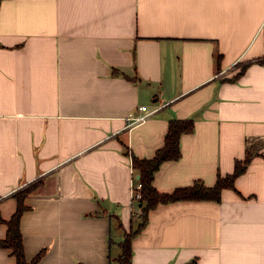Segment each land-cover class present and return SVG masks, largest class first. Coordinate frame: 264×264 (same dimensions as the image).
Returning <instances> with one entry per match:
<instances>
[{
    "label": "crops",
    "instance_id": "obj_1",
    "mask_svg": "<svg viewBox=\"0 0 264 264\" xmlns=\"http://www.w3.org/2000/svg\"><path fill=\"white\" fill-rule=\"evenodd\" d=\"M174 118L193 129L155 171L160 192L252 156L218 200L149 210L131 264H264V0H0V238L14 192L39 181L27 260L117 264L138 223L132 156L152 157Z\"/></svg>",
    "mask_w": 264,
    "mask_h": 264
},
{
    "label": "trees",
    "instance_id": "obj_2",
    "mask_svg": "<svg viewBox=\"0 0 264 264\" xmlns=\"http://www.w3.org/2000/svg\"><path fill=\"white\" fill-rule=\"evenodd\" d=\"M219 54L217 55L218 64ZM218 67V66H217ZM193 129V120L170 119L162 146L158 147L152 157L139 158L132 156L131 164L139 178L138 189L140 197L137 199L139 212L135 215L138 223L135 229L125 231L119 245L121 252L116 257L117 264H131L132 248L131 239L138 233L147 222L148 212L158 203L174 201L178 199H213L218 200L222 188L234 187V178L244 171L251 159L252 154L247 152L243 160L234 162L233 171L224 176H218L215 183L211 186L195 182L193 185L178 187L171 192H160L153 185V176L159 165L165 160L177 159L180 156L179 138L181 133L190 132ZM39 181L27 184L14 192L16 208L8 219L3 220L6 224V233L0 238V247L9 248L15 257V264H34L42 252L36 254L32 259L27 260L24 254L22 235L20 231V217L22 212L27 209L24 203L25 197L34 191L39 185Z\"/></svg>",
    "mask_w": 264,
    "mask_h": 264
},
{
    "label": "built area",
    "instance_id": "obj_3",
    "mask_svg": "<svg viewBox=\"0 0 264 264\" xmlns=\"http://www.w3.org/2000/svg\"><path fill=\"white\" fill-rule=\"evenodd\" d=\"M140 109L145 110L146 106L142 105L140 106ZM149 112L144 113V114H140V115H131L128 117V123L129 124H133V123H137V122H141L143 120H145V118L148 116ZM140 188V183L137 182L136 180H134V183L132 185V197L137 200L140 197V193L138 191V189Z\"/></svg>",
    "mask_w": 264,
    "mask_h": 264
},
{
    "label": "water",
    "instance_id": "obj_4",
    "mask_svg": "<svg viewBox=\"0 0 264 264\" xmlns=\"http://www.w3.org/2000/svg\"><path fill=\"white\" fill-rule=\"evenodd\" d=\"M135 178L138 179V178H139V174H136V175H135Z\"/></svg>",
    "mask_w": 264,
    "mask_h": 264
},
{
    "label": "rangeland",
    "instance_id": "obj_5",
    "mask_svg": "<svg viewBox=\"0 0 264 264\" xmlns=\"http://www.w3.org/2000/svg\"><path fill=\"white\" fill-rule=\"evenodd\" d=\"M138 205V204H137ZM134 226V225H133Z\"/></svg>",
    "mask_w": 264,
    "mask_h": 264
}]
</instances>
